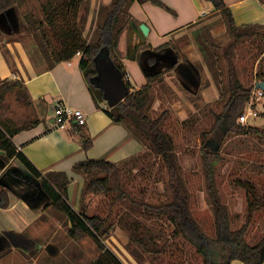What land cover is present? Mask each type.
I'll return each instance as SVG.
<instances>
[{"label": "trees", "instance_id": "trees-1", "mask_svg": "<svg viewBox=\"0 0 264 264\" xmlns=\"http://www.w3.org/2000/svg\"><path fill=\"white\" fill-rule=\"evenodd\" d=\"M90 1L42 0L38 7L40 15L33 11L27 13L23 25L28 32L25 35L32 37L30 46L35 48L34 51L38 50L37 53L43 57L47 68L68 62L80 55V69L87 83L95 96L103 101V92L97 81L98 60L104 57V63L125 79L126 68L118 54L119 38L130 18V6L135 1L144 3L151 0H113L109 6H100L95 11L96 27L93 40L84 35ZM152 1L163 6L158 0ZM204 1L212 4L214 16L219 17L212 25L210 24L211 26L208 25L200 30L196 37L203 60L221 92L219 102H222V111L218 113L213 109L210 111L214 116V123L211 130L202 132L203 147L200 150L205 191L215 215L218 238H210L204 226L195 217L192 209L193 194L184 175L185 169H193L195 163L191 155L179 156L173 136L164 129L169 111L164 110L156 118L150 115L154 103V86L159 78L157 75L149 76L148 83L140 90L132 92L115 107H108L105 110L113 124L125 125L132 137L144 144L145 152L119 164L101 158L87 159L73 167L74 172L84 178L80 213H77L69 202L68 175L64 172L44 173L13 142L15 134L30 129L40 122L35 121L18 130L5 129L0 123V150L4 152L0 155L1 160L4 164H9L17 159L40 181L43 192L50 199V206L67 216L71 225L69 234L73 239L88 236L102 246L100 239L109 235L110 230L115 226L113 215L110 213L107 218L100 215L90 216L85 212V205L89 196L106 195L111 197L112 202L118 203L120 209L125 208V215L120 218L119 224L127 232L129 241L136 245L137 251L133 255L140 264H169L167 261L169 254L173 257L178 252L184 253V249L175 244L177 240L188 244L196 255L202 258V264H231L233 260H240L245 264H264V236L255 245H250L247 240L255 213L264 210V191L247 179L236 181L237 185L246 190L248 213L243 225L233 230L231 212L222 198L217 180V167L224 161L220 155V144L214 146L208 144L211 135L217 139L221 134L257 137L264 135V128L239 123V117L248 108L253 88L257 82L264 81V70L257 74L256 84L248 87L241 81L235 59L236 51L247 41L257 39L264 41V25L238 26L231 8L224 0ZM17 4L18 0H0V15L15 8ZM219 25L225 27V32L214 37L211 29ZM187 43L188 41L184 39L176 40L156 50L171 47L178 59H181L186 56L183 48ZM260 45L257 46L258 54L264 55V44L263 47ZM126 84L132 88L128 81ZM21 85L20 82L2 84L1 99H5L7 91ZM74 128L78 131L82 149L84 151L91 149L93 139L89 136L86 125H75ZM150 156H154L155 160L161 163L166 175L165 190L168 199L158 204L147 203L133 196L125 188L127 174L131 171V167L128 166L132 164L133 169L137 168L142 160ZM142 168L148 169L144 165ZM8 204V193L6 190H1L0 207L6 208ZM167 225L172 227L171 232H167L165 228ZM221 233L224 237L218 249L215 243L221 240L219 239ZM171 239L173 245H176L175 248L169 244ZM185 260V258L176 259L173 264H186Z\"/></svg>", "mask_w": 264, "mask_h": 264}, {"label": "crops", "instance_id": "crops-1", "mask_svg": "<svg viewBox=\"0 0 264 264\" xmlns=\"http://www.w3.org/2000/svg\"><path fill=\"white\" fill-rule=\"evenodd\" d=\"M112 1H90L86 14L87 30L94 22L96 9L109 6ZM158 1L163 6L152 0L135 1L130 6V18L119 38L118 54L130 76L131 92L146 85L149 76L159 75L156 83L161 87L164 101L179 98L188 104L186 93L188 97H201L200 104L219 102L220 89L210 76L193 38L194 32L198 33L219 18H207L214 9L212 4L204 0ZM224 1L231 8L238 26L264 25L263 0ZM27 2L22 1L23 9ZM36 2L35 7H40L42 0ZM13 9L0 15V86L6 82H20L22 85L7 91L5 99L0 97V123L5 129L18 130L35 121L40 122L15 134L13 142L39 170L68 175L69 202L80 213L84 178L73 170L77 163L105 158L119 164L142 154L146 148L132 137L125 125L113 124L107 116L105 107H109L108 103L95 96L89 87L80 69V55L47 68L38 50L16 41L21 34L16 30L20 16L18 10ZM29 12H32L30 8L23 17ZM143 25L148 28L147 33L141 29ZM219 27L211 29L214 37ZM181 39L188 41L183 48L186 56L181 59L171 47L156 50ZM5 41L6 44H2ZM194 64H200L202 77L207 79L206 85L201 86V74ZM173 100L169 103L174 104ZM60 101L83 110L87 115L86 130L93 139V146L88 151L82 149L74 128L60 130L56 127L53 108ZM158 102L162 104L160 100ZM13 104L23 105L25 110L31 108L29 115L17 118L20 111ZM189 108L196 111L194 107ZM1 154L4 152L0 150ZM1 190L7 191L9 204L6 208L0 207V264H97L99 261H102L100 264H125L105 245L109 237L100 239L102 246L88 236L73 239L69 234L71 225L67 216L50 206V199L43 192L40 181L17 159L4 164L0 157ZM231 264L245 263L233 260Z\"/></svg>", "mask_w": 264, "mask_h": 264}, {"label": "rangeland", "instance_id": "rangeland-1", "mask_svg": "<svg viewBox=\"0 0 264 264\" xmlns=\"http://www.w3.org/2000/svg\"><path fill=\"white\" fill-rule=\"evenodd\" d=\"M22 1L23 0H18L17 6L13 9L18 10L17 12L20 16V24L19 26H16V30H19L21 34L18 35L20 37H16V41L23 42L24 44H28L30 46V44H32V37L25 35L28 33L26 31V27L22 25V23H24L23 13H25L26 10L29 11V8L33 12H36V14L40 15V13L38 11V7H35L36 0H28L24 9L21 7ZM81 12L83 13V10ZM214 13L215 11L213 9L212 13L207 18L211 19L215 17ZM95 27L96 22L94 21L90 29H86L84 31V35L90 40L95 38V33L93 35ZM215 32L218 36L225 32V27L221 25L215 30ZM197 36L198 33L194 32V41H196ZM21 37L22 39H20ZM219 37L221 38V36ZM198 43L197 45L199 46ZM2 44H6V41L4 43L2 42ZM263 44L264 41L261 42L260 39L250 42L247 41L236 51L235 59L240 72L241 81L248 87L252 84H256L257 74L261 70H264V55H259L257 49L258 45L263 47ZM191 61H193V59H191ZM194 65L197 69H199V71L201 70L199 64ZM200 74L201 86H204L206 85L207 79L202 77L201 72ZM210 76L213 78L212 74H210ZM160 88L161 87L155 83L153 92L154 103L150 110V115L152 118H156L164 110L169 111V118L166 125H164V129L172 134L176 145V152L179 156L182 157L184 154H186L185 156L191 155L194 159L193 162L195 163L193 169H185L184 174L190 191L193 194L192 209L195 217L204 226L209 237L216 239L218 238L217 234L219 233L217 231L215 215L212 207L209 205L205 191L200 150L203 147L201 136L202 132L211 130L214 123V116L210 111L213 109L217 113L221 112L222 102H218V100H216L211 104L204 105V103L200 104V100L202 101L201 97H188L187 94L184 93L186 101L190 104L189 107H194L196 110L194 112L191 111L188 104H186V102L182 99L175 98V100H173V98L165 101L161 99L162 91ZM158 100H160L162 104L159 103ZM172 100L174 101V104H172L173 102L169 103ZM175 104H177L176 107H174ZM13 105L16 110L20 111V116L17 118L23 117V115H29L28 111L31 108H27L25 110L22 109L23 105ZM32 116L34 117V114ZM28 120V122H30L31 118ZM251 125L264 128V101L260 117L254 120ZM209 140L208 144L210 145L214 146V144H220V155L224 158V161L217 167V180L222 198L228 205L231 212L232 229H238L246 221L248 203L246 190H244L242 186L237 185L236 181L238 179H247L256 185L261 191H264V135L257 137L237 134L224 136L221 134L218 139L215 138L214 135H211ZM141 164L147 166L148 169L142 168ZM128 167H131V171L127 174L125 188L127 191L132 193L133 196L143 199L145 202L150 204H158L168 199V195L165 190L166 175L161 163L155 160L154 156H150L148 159L142 160L140 162V166H137V168L133 169L132 164ZM87 199L88 201L85 205V212L90 216L100 215L103 218H107L106 216L110 213L113 215L115 226L110 230L109 236H106V238H109L106 239L105 245L112 249L125 262V264H140L133 255L134 252L137 251L136 245L129 241L127 232L124 231L122 226L119 224L120 218L125 215V208L120 209L119 204L115 201L112 202L111 197L106 195L89 196ZM65 225H68V222H65ZM165 228L167 229V232H171L172 230L170 225H167ZM262 236H264V210L255 213L247 240L250 245H255ZM223 237L224 234L221 233L219 238L221 240L217 241L218 243H215L217 248L221 245ZM173 243L171 239L169 244L174 246ZM175 244H177L181 249H184V253L179 254L180 252H178L177 255L173 257L169 254V259L167 260L169 264H173L176 259L180 258H185L186 264H202V258L196 255L194 250H192L188 244H184V242L180 240H177ZM175 247L176 245L174 248Z\"/></svg>", "mask_w": 264, "mask_h": 264}, {"label": "built area", "instance_id": "built-area-1", "mask_svg": "<svg viewBox=\"0 0 264 264\" xmlns=\"http://www.w3.org/2000/svg\"><path fill=\"white\" fill-rule=\"evenodd\" d=\"M126 81H130V76L126 74ZM264 101V91L253 88L250 95L247 110L239 117V123L249 125L260 117ZM106 109L108 107H105ZM54 123L60 130L74 128V126H85L87 124V115L83 110L74 108L66 102H57L53 108ZM75 129V128H74ZM78 131L75 129V133Z\"/></svg>", "mask_w": 264, "mask_h": 264}, {"label": "water", "instance_id": "water-1", "mask_svg": "<svg viewBox=\"0 0 264 264\" xmlns=\"http://www.w3.org/2000/svg\"><path fill=\"white\" fill-rule=\"evenodd\" d=\"M144 33L148 28L143 25L141 27ZM99 87L103 92V99L108 103L109 107H115L123 102L132 92L127 86L123 78L110 66L104 63V58L98 60ZM256 88L264 91V81L257 82Z\"/></svg>", "mask_w": 264, "mask_h": 264}]
</instances>
